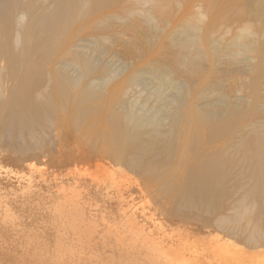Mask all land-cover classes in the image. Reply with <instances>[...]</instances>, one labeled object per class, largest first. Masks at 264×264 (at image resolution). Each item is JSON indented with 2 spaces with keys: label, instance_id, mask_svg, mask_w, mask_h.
<instances>
[{
  "label": "rangeland",
  "instance_id": "rangeland-1",
  "mask_svg": "<svg viewBox=\"0 0 264 264\" xmlns=\"http://www.w3.org/2000/svg\"><path fill=\"white\" fill-rule=\"evenodd\" d=\"M248 1L142 0V4H131L132 12L114 7L117 12L112 16L110 10L114 8L107 9L109 13L103 10L98 24L97 17L92 22L91 16L100 13L86 17L87 26L76 37L83 40L79 45L84 48L79 51L92 63V72L85 73L84 80L94 81L96 87L91 93L98 97L102 110L95 112V125L79 121L71 134L54 127V131L52 127L42 131L44 135L39 131L35 140L0 133V264H264V215L257 221L259 227H247L250 231L245 223L255 220V215L239 223L233 221L237 215V204H233L248 187V166L238 153L246 149L232 148L235 157L240 155L239 160L230 157L231 149L223 153L228 160L225 169L232 164L226 170L231 177L226 181L229 189L222 182V196L207 199L205 208L196 199L189 205L185 197L173 198L172 188L175 180H184V175L178 174L184 165L177 163L185 156L194 158L197 152L196 142H192L196 132L199 139L204 138L213 129L240 124L250 111L246 120L255 118L258 123L264 119V53H257L264 47V9L253 11ZM194 23L198 26L197 32H192V43L186 39L185 26ZM90 33L92 38L87 39ZM258 70L262 76L257 80L255 101L250 84ZM253 101L255 106L259 103L255 109ZM110 109L130 111L135 116L138 113L142 126L136 131L149 134L148 139L156 136L155 142L138 135V145L147 153L139 155L131 150L128 155L132 158L125 156L128 159L121 162L114 160L113 153L108 154L106 149L114 146L105 136L112 125L107 116ZM211 110L217 117L210 115ZM158 130L160 135L153 133ZM220 140L206 141L211 144L207 152L221 149L224 140ZM152 141L150 149L146 144L152 145ZM181 142L188 143L185 153L179 150L184 149ZM173 148H179V152ZM159 149H164L163 153ZM134 153L138 159L132 164ZM171 160L177 162L170 165ZM236 162H240L239 167ZM231 167L237 170L236 175L230 174ZM241 174L243 181L238 180ZM232 186L241 192H235ZM224 216L231 219L227 221ZM253 235L255 240L251 241Z\"/></svg>",
  "mask_w": 264,
  "mask_h": 264
},
{
  "label": "bare ground",
  "instance_id": "bare-ground-1",
  "mask_svg": "<svg viewBox=\"0 0 264 264\" xmlns=\"http://www.w3.org/2000/svg\"><path fill=\"white\" fill-rule=\"evenodd\" d=\"M134 2H138V3L141 2V4H142V0L140 2H139V0H0V133L4 134V135H9V136H11V138L13 137L14 139L27 137V138H30L31 140H33V139L35 140V138L37 139V137H38L39 131L42 132L49 127H52V129L54 127L55 129H59V130L62 128V129H64L63 131L65 133L71 134L73 132V128H74L73 126H76V124L78 125L79 121L84 122V123L86 121H90L95 125L96 119H93V117L95 115V112L99 111V109H101V108H99V104L97 103L98 97L96 95H92V93H91V90L93 88H95L96 86H94L95 84H94L93 80H91V81H89V80L85 81L84 80L85 79L84 78L85 73L88 74V73L92 72V68H91L92 63H90V61L87 60V57L84 58V56H86V55H84L83 53L80 52L81 50H83L84 47L82 48V46L79 45V42H81L83 40L80 38H77L76 36L78 33L81 32V30L84 28V26H87V24H85V22L87 21V18H86L87 16L89 17V15H91L93 13H96V14L100 13L99 15L94 14L95 16L94 15L91 16L92 22H93V17H97L95 22H97V24H98V18L103 16L102 12H105L103 10L106 9V13H107L110 10V8L119 7L121 10H123L124 13L130 9L132 12V8L129 9V7ZM246 2H247V0H246ZM247 5L250 8H252L253 11L256 8H259L263 12L264 0H249ZM132 6H134V5H132ZM107 9H109V10H107ZM249 10H251V9H249ZM110 11L112 13H114V14H110V15L115 16V14L117 12L116 8H114ZM106 13H105V16H106ZM91 17H89V18H91ZM262 17H264V16H262ZM90 22L91 21H89V23H88V27L89 26L91 27V25H89V24H91ZM99 23H101V22L99 21ZM94 26H92V27H94ZM197 26H195V23H194V25L189 24L188 26H185L186 27L185 32H187V35L189 37V38H186V39H188L187 40L188 42H191V41H192V43L194 42L193 40L195 39L194 38L195 33H192V32H194L195 29H196L195 32H197ZM185 27L183 29H185ZM240 27H242V26H240ZM242 28L244 29V27H242ZM85 29H87V28H85ZM243 29H241V30L244 31L246 29L245 31H247V28H245L244 30ZM206 30H208V29H205V31ZM209 32H210V29H209ZM206 34L208 35L209 33H206ZM85 35H86V30H85ZM89 35H91V33L87 35L88 36L87 39H90V37L92 36V35L91 36H89ZM197 35H199V34H197ZM83 37H85L84 34H83ZM196 41L198 42V40H196ZM257 53L258 54L264 53V47L259 48ZM70 71H73V73L75 75L71 74ZM256 75H258V76L255 79H253L251 84H250L251 85L250 89L254 90V91H252L253 94H251L252 100L253 99L255 100L256 95H257L255 92V89L258 85L257 80L260 79L262 76L261 71H259L258 74H256ZM251 99H250V101H252ZM258 102H259V100H258ZM257 104H259V103L256 102V106H257ZM251 106L254 107V109H255L256 106L254 105V101H253V104ZM105 111L103 110V112H105ZM192 111H194V110H192ZM209 111L210 110L208 108V112ZM211 111H212V113L210 112L211 113L210 115L217 117L216 116L217 113L214 114L213 113L214 111L213 110H211ZM227 112H225V113H227ZM107 113H108L107 116L110 117V120H111L110 123L112 125L110 127H107L106 132H105V136H106L107 141L114 143L113 148H111L113 151L107 145V147L110 149V150H108V148L106 147L108 154L110 155V153H113L115 155L114 160L116 159L115 160L116 162H118V161L121 162L124 158L129 157L130 155H128V152L131 150H137L136 152H138V154L141 155V153L145 150L143 149L144 146L142 148V146L139 147V145H138V139H139L138 135H140V134H139V131H136V130L140 129V127L142 126V125H139L140 121L136 117L138 115V113L135 116L130 111L118 113L114 109L108 110ZM194 113H196V112L194 111L193 114ZM251 113L252 112L250 111V114ZM106 114H105V116H106ZM220 114H221V116H223L222 113H219L218 116ZM237 114H238V112H236V114H235L236 117H237ZM250 114H248V115H250ZM255 114H256V112H255ZM229 115H234V114L231 113ZM244 115L245 114H243V116ZM186 116L188 117V119L191 118V115H189V113H187ZM228 116H226L225 118L227 119ZM230 117H232V116H230ZM244 117H243V120L240 121V124L236 125L237 122H236V119H234V121L236 123L234 122L235 124L232 126L226 127L224 129L223 128L213 129V131H211V133H209V135H207V136L205 135V137H204L205 140H203L204 138L199 139L200 135L197 136V132H196L199 129H197L196 127L194 129V126H193L192 129H194V131L196 130L195 131L196 134L194 132H192L193 136L196 135V138L198 137L197 138L198 140L195 138V141H192V142H194V144L196 142L195 146L197 148V152L194 148V150L196 152L194 158L189 159L187 156H185V157H182L180 159V161L177 163V164H179V166L184 165V169L181 171L182 173H178V174L184 175V180L178 181V179L176 178L177 176L175 175L176 172H175V174L173 172L172 174L176 176L175 178L177 180L173 179V180H175V183H173L172 188L174 189L173 198H176V197L177 198L178 197L184 198L185 197L190 202L189 205L193 204L192 202H194V200L196 199L197 202L199 203L198 205H203V207L204 206L206 207V203L208 201L207 199L214 200V199H217V198L222 196V194H223L222 182L223 183H225L226 181L228 182L229 178H231V177H229V173L226 170L228 169L227 167L231 166L232 164L228 163V166L225 169L226 162H228V160L226 159L227 161H225L223 158V153L227 152V150L231 149L232 152H230L231 153L230 157L232 156V158H236V160L237 159L239 160L238 157H240V155H241V157L243 156L244 161L247 164L248 171H249L248 173H246L248 175L245 178L246 179L245 183L247 182L248 187H247V189H243V190H245L244 194L241 197H238L239 199L237 198V203L233 204L234 206L237 204V208L235 207L237 215L235 216V218L233 217L234 218L233 221L235 223H239L243 219L246 220L245 218H249L253 214V215H255L254 216L255 220H253V221L247 220L245 223L246 224L245 228L251 227V229L254 230L256 227H259V223L257 221L260 218L262 219V217H260V216L264 215V119L261 122L257 123V122H255V120H256L255 118L248 119L249 118L248 117L246 120V118H244ZM206 118H208V117L206 116ZM219 118L220 117H218V119ZM232 118H235V116ZM232 118H230V119L228 118V119L231 121ZM261 118L262 117H260V119ZM226 119H225V121H226ZM192 120H193V118H192ZM222 120L224 123L223 118H222ZM145 121H146V119H145ZM207 121L208 120H206V122ZM216 121L218 122V120H216ZM219 121H221V119ZM190 122H192V124H193L194 120L190 121ZM213 122H211V123H213ZM84 123H82V124H84ZM88 123L89 122L86 123L87 126H89ZM199 123L201 124L200 121H199ZM220 123H219V125H220ZM227 123H229V121H227ZM82 124L80 123V125H82ZM86 124H85V126H86ZM192 124H190V125L192 126ZM200 124H198V125H200ZM214 124L215 123H213V125ZM175 125H177V124H175ZM184 126H185V124H184ZM226 126H228V125H226ZM171 127H172V125H171ZM179 127H180V125H179ZM204 127H205V123H204ZM221 127H223V125ZM176 128H177V126H176ZM200 128H202V127H200ZM247 128H249L248 132H246L247 130H245ZM192 129H190V130L192 131ZM59 130H56V131L59 132ZM186 130H187V128H186ZM53 131H54V129H53ZM143 131H144V129H143ZM150 131H153V130H150ZM188 131H189V129H188ZM41 132H39V133H41ZM144 132H146V130ZM170 132L172 133V131H170ZM198 132H200V131H198ZM79 133H77L78 136H79ZM153 133H157L158 135H160L159 130H158V132L156 131ZM220 134L222 135V137L220 136ZM41 135H44L43 132L41 133ZM147 135H149V134H147ZM147 135H145L146 136L145 137L142 133V135H140V136H142L141 138L148 139ZM158 135H157V138H158ZM191 135L189 137H191ZM154 136H152V137H154ZM170 136L172 137V134ZM182 136H184V134ZM178 138H180V137H178ZM106 139H105V141H106ZM149 139H148V141L153 140V139H150V140ZM174 139H173V141H174ZM189 139H192V137ZM206 139H208V140H206ZM218 139L224 140V142H222V143H224V146L221 149L215 150L213 153L207 152L208 151L207 149L210 148V147H208V144L209 143H216V141H218ZM222 140H220V141H222ZM142 141L144 142V140H142ZM177 141H179V140H177ZM206 141H209V143L208 142L206 143ZM155 142H156V140H155ZM149 143H152V145L148 146L146 144L147 147L154 146L153 141L149 142ZM169 143L171 144L170 141H169ZM170 144H168V147L171 146ZM182 145H183L184 149H179V148H176V150H175V148H173V149L176 152H179L178 149L181 150L180 152H184V153L187 152L186 149L188 148V143L187 144L182 143ZM209 145H211V144H209ZM215 145H212V146H215ZM146 146H145V148H146ZM240 147L242 150L246 149V152L244 151L241 153V152L237 151L240 155L237 154L239 156L235 157L234 154H236V153L233 154V149H237ZM157 148H156V150H157ZM169 148H171V147H169ZM146 149L148 150V148H146ZM150 149H153V148L150 147ZM174 150H172V151H174ZM194 150H192V151L194 152ZM152 151L151 152L148 151V154H149V152L150 153L154 152V151L153 152ZM159 151L162 152V151H164V149H162V150L159 149ZM107 152H105V154H107ZM145 152L147 153V151H145ZM167 152H166V154H168ZM176 152L174 154L177 155ZM148 154H146V155H148ZM228 154L226 155L227 158L229 157ZM132 155L134 156L135 153ZM143 155H144V153H143ZM153 155H154V153H153ZM176 155H175V157H176ZM140 157H143V156H140ZM144 157H147V156H144ZM161 157H165V156L161 155ZM166 157H168V156L166 155ZM173 157H174V155H173ZM243 157L241 158V160L243 159ZM130 158H132V157L130 156L129 159ZM133 158L134 159L130 160V162H132V164L138 159V156L137 157L134 156ZM147 158H145V160ZM126 159H128V158H126ZM140 159H142V158H140ZM164 160H166V159H164ZM169 160H170V158H169ZM231 160L232 159H230V161ZM167 161L168 160H166L165 162H167ZM174 162H177V161L172 162V160H171V162H169L168 164L171 163L170 165H172V163H174ZM237 163L238 162H236V164ZM239 163L237 164V166L239 165ZM242 163L243 162H241L240 165H242ZM155 165H157V164H155ZM173 165L176 166L175 164H173ZM143 166H145V165H142V167ZM150 166L147 167V165H146V168H149ZM174 166H173V169L175 170ZM242 166L244 167V164ZM238 167L237 168L235 167V168L240 170L241 166H240V168H238ZM246 167H245V169H246ZM146 168H144V170L143 169H141V170H143V172H145ZM176 168H177V166H176ZM182 168H183V166H182ZM232 168L233 167H231V171L229 169V172H231L230 174H232L234 172V175H236L235 171H237V170L235 169V171H234V168L233 169ZM173 169L171 171H174ZM155 170H157V169H155ZM180 170H181V168H179V171ZM243 170H244V168H243ZM147 171H148V169H147ZM149 171L154 172V168H153V170L149 169ZM241 172H242V170H241ZM241 172H237V173H241ZM246 174H244L243 177ZM173 175H172V178H174ZM240 176H241V179H240V177L237 176L239 178L238 180L244 179V178H242V174ZM148 177H149V174H148ZM152 177H153L152 179L155 180V178H154L155 176H152ZM233 177L232 178L234 180L237 179L235 176H233ZM145 178H147V177H145ZM160 179H162V178H160ZM179 179H180V177H179ZM154 180H150V181L153 182ZM227 182L225 183V185L226 184L229 185V183H227ZM229 182L232 183L231 181H229ZM237 183L240 184L239 181H237L236 184ZM247 185H245V186H247ZM236 186H238V185H236ZM234 187L232 186L233 190H235V188H236V187L235 188ZM228 189L229 188L227 186L226 190H228ZM236 190H235V192L239 191V190L238 191H236ZM170 192H172V191H170ZM239 192H241V191H239ZM171 195L172 194H170V196ZM225 195H226V193H225ZM225 198L226 197H224V199ZM223 203H224V201L222 202V204ZM186 205H187V203H186ZM224 205H223V207H224ZM227 206H229V205H227ZM213 207H215V204ZM216 207H218V206H216ZM229 207H231V206H229ZM229 207H227V209ZM232 208L229 210H234ZM190 209H191V206H190ZM227 209L226 210L224 209V210L227 211ZM201 210H199V211H201ZM224 210H223V212H224ZM205 212H207V211H205ZM200 213L202 214V212H200ZM210 213H211V211H209V214ZM187 216L189 217V215H187ZM215 216L217 217L216 220L218 219L217 221H219L217 214ZM226 217H228V216H226ZM226 217L224 216V219H226ZM207 220H208V217H207ZM207 220H205V221H207ZM213 220H215V217ZM226 220L229 221L228 219H226ZM209 221L211 222V220H209ZM207 224H208V222H207ZM231 225H232V223H231ZM233 225H234V223H233ZM261 225L262 224H260V228L262 230ZM236 226H238V225H236ZM240 228L241 227H239V230H240ZM247 230L250 231L249 228H247ZM252 233H254V232H252ZM250 238H251V241H254L255 235H253Z\"/></svg>",
  "mask_w": 264,
  "mask_h": 264
}]
</instances>
